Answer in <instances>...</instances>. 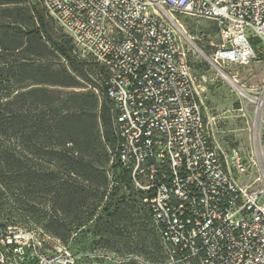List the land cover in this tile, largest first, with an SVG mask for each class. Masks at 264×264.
I'll list each match as a JSON object with an SVG mask.
<instances>
[{
    "label": "built area",
    "instance_id": "1",
    "mask_svg": "<svg viewBox=\"0 0 264 264\" xmlns=\"http://www.w3.org/2000/svg\"><path fill=\"white\" fill-rule=\"evenodd\" d=\"M36 1L79 50L107 70L116 153L135 187L150 192L142 202L168 258L264 264V173L240 183V176L252 174L251 162L237 147L212 139L172 18L179 13L215 21L219 42L208 61L239 96L252 94L255 108L264 110V79L245 87L224 69L264 55V0ZM0 264L77 263L43 231L6 225L0 226Z\"/></svg>",
    "mask_w": 264,
    "mask_h": 264
},
{
    "label": "trees",
    "instance_id": "2",
    "mask_svg": "<svg viewBox=\"0 0 264 264\" xmlns=\"http://www.w3.org/2000/svg\"><path fill=\"white\" fill-rule=\"evenodd\" d=\"M19 3L0 0V219L13 202L61 237L65 218L78 226L99 208L118 219L136 201L144 217L139 251L154 264H167L159 228L142 202L150 192L135 187L116 153L107 70L92 59L104 77L100 93L85 89L91 70L74 54L70 38L36 0L29 7ZM109 170L117 171L119 183L110 190Z\"/></svg>",
    "mask_w": 264,
    "mask_h": 264
},
{
    "label": "rangeland",
    "instance_id": "3",
    "mask_svg": "<svg viewBox=\"0 0 264 264\" xmlns=\"http://www.w3.org/2000/svg\"><path fill=\"white\" fill-rule=\"evenodd\" d=\"M16 1L20 2V6L29 7L33 0ZM172 18L177 34L186 50L191 72L197 80L200 100L205 118L209 121L208 127L212 139L224 148L237 147L244 158L251 162L252 174L240 176L239 182L242 184L252 182L264 173V110L255 108V103L251 101L252 94L247 97L239 96L232 84L220 75L208 61L207 57L211 56L213 45L219 42L216 22L179 13H173ZM51 21L60 34L70 38L74 54L86 62L87 68H90V81L84 83L85 89L100 93L104 75L99 73V67L89 55L74 45L65 29L52 18ZM8 58L11 59L12 56ZM61 61L66 64L63 59ZM224 69L240 85L256 86L264 79V58L261 62L225 66ZM116 174L117 171L109 170L108 172L109 190L114 186H119L118 180L115 179ZM261 181L262 179L254 182L253 186L262 184ZM8 204L4 206L3 213L7 214L2 216L1 223L10 226L28 225V227L43 231L65 246L75 257L77 264H144L146 262L154 264L146 260L139 251L138 241L142 235L144 217L136 201L133 202L129 215L118 219L106 217L101 214L99 208L91 219L78 226H74L65 218L64 234L66 235L61 237L48 233L40 223L25 217L20 210L16 209L17 205L13 202H8ZM150 223L153 225L151 220ZM49 241L53 242V239ZM163 262L182 264L166 257Z\"/></svg>",
    "mask_w": 264,
    "mask_h": 264
},
{
    "label": "crops",
    "instance_id": "4",
    "mask_svg": "<svg viewBox=\"0 0 264 264\" xmlns=\"http://www.w3.org/2000/svg\"><path fill=\"white\" fill-rule=\"evenodd\" d=\"M262 58H264V55L258 61H254V62H261Z\"/></svg>",
    "mask_w": 264,
    "mask_h": 264
},
{
    "label": "bare ground",
    "instance_id": "5",
    "mask_svg": "<svg viewBox=\"0 0 264 264\" xmlns=\"http://www.w3.org/2000/svg\"><path fill=\"white\" fill-rule=\"evenodd\" d=\"M180 29V28H179ZM181 32H182V30H181Z\"/></svg>",
    "mask_w": 264,
    "mask_h": 264
}]
</instances>
